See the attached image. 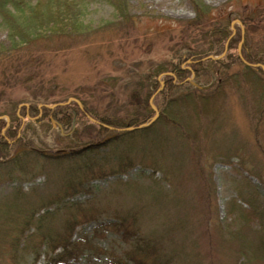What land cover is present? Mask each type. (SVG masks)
<instances>
[{
	"label": "trees",
	"instance_id": "obj_1",
	"mask_svg": "<svg viewBox=\"0 0 264 264\" xmlns=\"http://www.w3.org/2000/svg\"><path fill=\"white\" fill-rule=\"evenodd\" d=\"M194 1L196 19H201L204 15L209 17L210 12L213 11L212 8ZM112 4L117 16H126L128 12L126 0H115ZM79 12L77 5L70 3L69 0H0V20L2 27L8 31L9 45V48L0 54V58H4L3 61L13 58V65H18L20 61L19 54L15 56L17 52L32 56L27 52L30 41L37 43L38 40L62 34L64 28L69 27L68 25L80 16ZM243 25L246 27L244 43L246 45L249 41L251 24L243 20ZM196 28L199 27L185 28V32L190 35V40L172 54L160 59L152 58L133 62L127 71L128 76L124 84L118 86L113 80L107 88L105 82H99L94 94L97 101H105L102 108L97 107V104L96 107L92 105L94 95L91 93L86 97L82 95L84 92L77 94L79 96L76 97L82 100L81 105L84 107L82 109L76 101H69L68 97L51 99L48 94L43 96L32 94L23 101L4 97V92H1L0 100L5 98L6 101L3 108H0V168L6 171L3 174L4 177L7 180L15 179L7 174V170L18 172L23 176H33L38 170H42L48 180L56 184L52 187L57 186L58 189L57 193H45L42 194L43 197L38 196L39 202L35 201L39 203L38 206H33L34 202L28 201L27 197L21 201L25 196L18 189H13V192L6 197L11 198L12 201L21 202L25 206L28 205L27 208L19 206L24 213L20 215L23 221L18 222L19 224L15 227L23 232L11 238L13 246L22 247L23 245L21 254H12L14 264H19L20 260L29 253L35 256L37 263L40 252L44 248L47 250L45 256L49 264H70L72 260L83 256L85 251L82 249L91 250L96 254L95 257H101L98 248L90 242L87 235L75 236L78 227L89 223H95L93 234L113 233L124 245L120 257L114 256L112 252H106L109 254V262L106 264H172V260L178 255L181 258L182 254H186L191 261L194 259L195 264H207L201 258L202 255L198 249L186 253L176 251L172 247V249L169 248L172 251H167L168 249L165 248L167 242L168 240L171 242L174 237L173 226L169 224L165 226L162 223L160 237L143 232L141 216L145 214L142 210H146V206L144 202L134 199L135 191L140 189V184L128 183V181L122 183V180L118 178L116 182L123 184L126 196L130 198L132 204V208L119 209V211L102 208L101 201L104 197L101 198L102 196L85 188L92 178L107 174L122 175L130 169L141 166L153 170L150 177L161 172L173 185L170 197L165 196L159 188L155 191L154 184L146 188L148 191L155 192L151 195L157 196L156 202L162 207L169 204L173 207L175 204L177 207L178 202L174 201V198L187 191L183 184L180 186L181 175L177 176L179 170L175 166L177 163L182 164L186 161L185 153L178 151L179 153L175 152L172 155L169 150L175 146L176 139L188 143L187 146L193 150L191 154L194 155L198 165L204 158L201 152L202 139L208 136L211 124L220 114L221 107L225 105L226 88L230 85L235 86L239 79L243 83L239 84V89L250 86L253 95L255 91L264 95V70L253 66L259 62L264 63L263 39L260 42L262 44L260 50H255L252 43L248 46L244 45L243 56H241L238 46L243 37L240 32L232 36L230 20L217 19L213 26H201L199 31H196ZM248 47L252 52L247 51ZM223 53L224 57H211L212 55L220 56ZM186 61L191 62L190 69L181 67ZM44 62L41 60L38 65L40 67L46 65ZM26 63H21L19 66L23 69L21 73L24 74L25 80L19 84H26L29 78L39 76L37 80L43 86L45 83L41 79L44 73L41 70H26L24 67ZM1 64L3 63L0 62ZM234 68L239 71L231 72ZM19 71L17 68L16 73L14 70L11 72L9 77L11 87L17 86L18 82H14L13 78L21 79L16 76ZM163 74H165L164 86L161 88L160 76ZM192 75L193 80L188 79ZM117 77H114L118 79L117 82L123 80V77ZM204 78L211 83L208 85L202 83L201 80ZM232 78L234 79L230 81ZM55 82L56 80L52 84ZM99 88L102 89L101 95ZM155 94L159 110L158 119L147 127L133 131L125 130L128 127H139L151 120L155 110L151 107L150 100ZM23 103L29 106L19 108ZM40 104H42L41 108H39ZM191 104L195 108L192 109ZM261 114L257 121L264 118V113ZM5 115L9 122L3 117ZM89 118L95 119L97 123L92 119L90 121ZM202 118L209 120L210 123L205 126L203 134L199 133L197 128H203L205 125ZM102 125L123 130L112 131ZM168 155L171 163H169ZM242 161L244 162L243 158ZM65 165L68 169H65V174L58 179L53 169ZM196 169L198 170V167ZM249 171L259 176L253 167ZM197 176L200 185L202 181L199 179L205 176V173L199 169ZM2 177L0 175V183L4 179ZM210 180L211 178L208 177L204 184L203 199H205L206 187L208 192L211 188L213 191ZM80 191L91 192L92 198L85 202L67 200ZM197 192L198 195L195 192L192 193V197L196 196V202L191 207L196 208L202 203L206 209L207 200H204L205 203L201 201L203 190L197 188ZM181 200L182 204H185L187 199L181 198L180 206ZM241 200L245 201L248 207L243 209L238 205L242 213L236 218L238 225H234H237V228L229 232V228L225 229V227L234 225L215 226L219 238L227 237L222 244L219 243V249L226 252L228 257L233 255L236 259L234 264H264V205L257 204L258 197L255 191H245ZM231 206L237 205L232 203ZM17 208L18 204L13 202L1 203V221L4 220V210L10 213ZM43 209L45 211L42 212ZM64 210L71 212L69 217L63 214ZM210 214L209 210L203 217L207 222ZM54 218H59L60 221L57 228L51 223ZM252 218L259 220V230L250 229ZM251 242L254 243V248L251 247ZM171 252H173L172 255Z\"/></svg>",
	"mask_w": 264,
	"mask_h": 264
},
{
	"label": "rangeland",
	"instance_id": "obj_2",
	"mask_svg": "<svg viewBox=\"0 0 264 264\" xmlns=\"http://www.w3.org/2000/svg\"><path fill=\"white\" fill-rule=\"evenodd\" d=\"M114 1L111 0L110 3L106 0H69L70 3L73 2L74 5H77L80 11V16L75 20L76 23L75 21H73L74 24L71 22L69 27L64 28L62 34H55V37L38 40L37 43L30 41L31 44L27 48V52L32 56L17 52L15 56L19 54L20 63L15 62L18 63L16 66L13 65V58L4 61V58H0V62L3 63L0 65V95H2L1 92H4V97L23 101L32 94L36 96L48 94L51 99L68 97L69 100L76 101L83 109L82 100L76 96L84 92L83 97L89 93L94 95L92 99L94 107L97 104V107L102 108L105 101H97L94 94L99 82H105V87L109 88L114 80L115 84L120 86L127 80V71L133 62L152 58L160 59L180 49L184 43L190 40V35L185 32V28L188 26L200 28L201 26H213L217 19L230 20L232 36H236L240 32L243 37L238 46V52L241 56H243L242 48L246 41V27L243 25V20L251 24L249 41L245 46L252 43L255 50H260L262 46L260 42L262 39V42L264 41V0H196L213 10L209 17L204 15L198 20L196 19L194 0H126L128 12L125 14L126 16L120 17L114 11L112 4ZM12 10L14 13V9ZM199 28H196V31H199ZM7 38L8 31L2 27L0 20V54L9 48ZM254 41L257 42L256 45ZM249 50L248 47L247 51ZM224 53L220 56L212 55L211 57H224ZM41 60H44L46 65L40 67L38 62ZM24 62H27L24 66L26 70H41L44 73L41 79L45 83L43 86L37 80L39 76L29 78L26 84H19V82L25 81L23 79L24 74L21 73L23 69L19 67ZM189 63L191 62L186 61L181 67L190 69ZM12 65L13 67H11ZM256 67H261L264 70V63L259 62ZM17 68L20 71L16 76L21 79L13 78L14 82H18L16 83L17 86L11 87L12 83L9 81V77L13 70L16 73ZM235 71L239 70L234 68L231 72ZM117 76L123 77V80L117 82L118 79L114 78ZM108 77L110 78L109 81ZM164 77L165 74L160 76L161 88L164 86ZM193 78L192 75L188 79L193 80ZM54 80L56 82L52 84ZM201 82L206 85L211 83L205 78ZM57 83L59 84L56 86ZM236 83L238 85L234 84L235 86L230 85L231 87L226 88L225 105L221 107L220 114L211 124L208 136L202 139L201 152L204 158L200 164L197 165L194 155L191 154L193 150L187 146L188 143L180 139H176L173 149H169L172 155L182 151L186 156L184 163L175 165L179 170L177 176L181 175L180 186L183 184L187 191V193H181L174 198V201L178 202L177 207L173 202L175 207L171 204L162 207L156 202L155 192L148 191L146 188L154 184L155 191L160 189L165 196L170 197L173 185L169 183L167 178H164L161 172L150 177L149 175L153 170L141 166L130 169L122 175L107 174L95 179L92 178L85 188L92 190L98 196H102L101 198L104 197L101 201L102 208L106 207L110 210L119 211V209L132 208L131 200L126 196L122 183L128 181V183L140 184L141 196L140 189H136L134 199L144 202L146 206V210H142V213L145 214L141 216V226L144 233L160 237L162 223L165 226L169 224L173 226L174 237L171 242L169 240L167 242L165 248L168 249V252L172 251L169 249L172 247L176 251L186 253L198 249L202 255L201 258L207 264L211 262L213 264H234L235 257L233 255L228 257L226 252L219 249V243L222 244V241L227 237L219 238L215 226L238 225L236 218L242 213V209L238 205L243 209L248 207L246 202L241 200L245 191H255L258 197L257 204L264 205V118L257 121L260 114L264 113V95L259 91H255L253 95L250 86H243L239 89V84H243L239 79ZM101 90L99 88L100 92ZM155 96L156 94L151 98L150 104L154 110L159 112ZM5 102V98L0 100V108H3ZM209 104L211 105V103ZM25 105L29 106V104L23 103L20 104L19 108ZM191 105L192 109L195 108L193 104ZM41 107L42 104L39 105V108ZM3 117L9 122L6 115ZM153 117L154 115L151 119ZM158 117L159 114L153 121H156ZM90 119L96 121L93 118ZM202 120L205 125L203 128H197L199 133L203 134L205 126L210 125V123L207 119L202 118ZM195 124L197 125V121ZM102 126L110 130L106 125ZM256 128L258 129L257 133ZM169 157L168 155V159ZM197 167L198 170L201 169V172L205 173V176H201L199 179L202 181L200 185L197 180ZM252 167L259 176L251 174L249 169L252 170ZM65 169H68L67 165L53 169L55 176L58 179L61 178L65 174ZM4 173L6 171L0 168V175L4 178L0 183V204L13 202V204H18V208L15 211H10V213L4 210V220L1 221L2 218H0V264H14L12 254H21L23 245L22 247L13 246L11 238L23 232L20 229H15V227L19 224L18 222L23 221V217L20 218V215H24V213L21 212L19 206L27 208L28 205L25 206L21 202L12 201L11 198L6 197L13 192V189H18L25 196L21 201L27 197L28 201L34 202L33 206H38V196L45 193H57L58 189L57 186L52 187L56 184H53L51 180L49 181L42 170H38L33 176H23L18 172L7 170V174L15 178L9 180L4 177ZM208 177L211 178L210 183L212 181L213 191L211 188L208 192L206 187L204 197L207 200V208L204 209L205 205L202 203L196 208L191 207L196 202V196L192 197V193L195 192L198 195L197 188L203 190L201 201L204 202L203 188ZM118 178L122 180L121 184L116 182ZM152 192L154 194L151 195ZM179 197L183 200L187 199L185 204H182L181 200L182 205L180 206ZM91 198V192L80 191L67 200L85 202ZM232 203L237 206L232 207ZM209 210L211 214L207 222L203 217ZM43 211L45 210L43 209ZM70 213L69 210L63 212L68 217ZM51 223L57 228L60 225L59 218H54ZM237 225L231 226L232 228L225 227V229L229 228V232H232L237 228ZM94 226L95 223H89L78 227L75 236L87 235L90 242L98 248L101 257H95L96 254L91 250L82 249L85 251L83 256L72 260L70 264H106L109 262V254L106 252H112L114 256L120 257L124 245L119 242L117 236L110 232L93 234ZM252 228L259 230L258 219L252 218L250 229ZM250 245L254 248V243L251 242ZM46 252L45 248L41 250L37 263L34 259L35 256L29 253L20 260L19 264H49L45 256ZM170 254L172 255L173 252ZM193 261L194 259L191 261L186 254H182L181 258L179 255L174 258L172 264H195Z\"/></svg>",
	"mask_w": 264,
	"mask_h": 264
},
{
	"label": "water",
	"instance_id": "obj_3",
	"mask_svg": "<svg viewBox=\"0 0 264 264\" xmlns=\"http://www.w3.org/2000/svg\"><path fill=\"white\" fill-rule=\"evenodd\" d=\"M158 114H156V116L153 118V120H155L157 118ZM152 120V121H153ZM133 128H129V130H132Z\"/></svg>",
	"mask_w": 264,
	"mask_h": 264
},
{
	"label": "bare ground",
	"instance_id": "obj_4",
	"mask_svg": "<svg viewBox=\"0 0 264 264\" xmlns=\"http://www.w3.org/2000/svg\"><path fill=\"white\" fill-rule=\"evenodd\" d=\"M149 125H151V124H149Z\"/></svg>",
	"mask_w": 264,
	"mask_h": 264
}]
</instances>
